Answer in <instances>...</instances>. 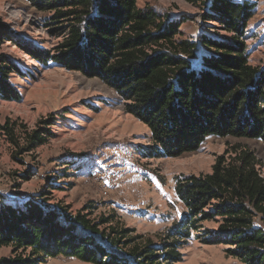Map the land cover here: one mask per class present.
<instances>
[{
    "label": "trees",
    "instance_id": "obj_1",
    "mask_svg": "<svg viewBox=\"0 0 264 264\" xmlns=\"http://www.w3.org/2000/svg\"><path fill=\"white\" fill-rule=\"evenodd\" d=\"M29 1L38 11L51 13L49 31L62 39L40 56L29 50L32 57L43 65L51 62L98 78L115 90L126 112L151 130L150 156L178 157L197 151L210 136L264 140V70L249 64L244 42L203 38L209 52L198 66V45L178 38V22L140 8L138 0ZM254 8L249 0H212L216 15L208 17L239 38L245 35ZM6 35L0 30V44ZM14 72L20 73L0 54L1 100L21 99L10 81ZM0 129L8 131L9 126ZM49 136L46 128L33 132L27 151L45 144ZM259 166L253 152L238 149L234 157H219L210 174L179 180L176 192L188 209L187 219L168 234L162 254L134 250L139 263L182 261L181 246L201 222L214 221L218 229L198 234L200 242L229 246L227 253L243 264H264V177ZM104 240L111 246L123 243L81 214L49 212L33 203L0 207V247L29 251L28 256L0 259V264H43L58 256L129 264L106 250Z\"/></svg>",
    "mask_w": 264,
    "mask_h": 264
},
{
    "label": "rangeland",
    "instance_id": "obj_2",
    "mask_svg": "<svg viewBox=\"0 0 264 264\" xmlns=\"http://www.w3.org/2000/svg\"><path fill=\"white\" fill-rule=\"evenodd\" d=\"M249 1L255 5L254 14L239 38L208 17L216 15L212 0H138V5L178 22V38L198 45L196 65L209 52L203 38L228 39L244 42L249 64L264 70V0ZM50 14L38 11L29 0H0V30L7 32L1 37L0 54L20 71L12 73L10 81L21 96L17 101L0 99V125L9 126L8 131L0 129V207L33 203L49 212L86 216L100 231L123 242L111 246L101 241L106 250L129 264H141L134 250L162 254L168 234L187 219L188 209L176 192L179 180L210 174L219 157H234L238 149L254 153L264 177L263 139L210 136L197 151L150 156L151 130L126 112L115 90L98 78L51 62L43 65L32 57L29 50L40 56L62 40L49 31ZM42 128L52 136L27 151L30 135ZM218 227L214 221L201 222L181 246L182 261L175 264H243L227 253L229 246L197 239ZM23 254L15 253L13 246L0 247V259L28 256L29 251ZM43 264L94 263L58 256Z\"/></svg>",
    "mask_w": 264,
    "mask_h": 264
}]
</instances>
